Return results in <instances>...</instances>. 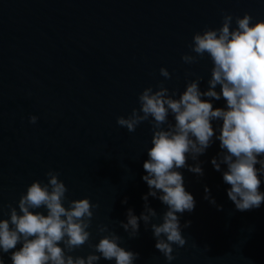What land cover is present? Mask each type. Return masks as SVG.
Segmentation results:
<instances>
[{"label":"water","instance_id":"water-1","mask_svg":"<svg viewBox=\"0 0 264 264\" xmlns=\"http://www.w3.org/2000/svg\"><path fill=\"white\" fill-rule=\"evenodd\" d=\"M225 13L234 17L232 29L235 17L246 13L255 23L264 20V0H0V219L9 218L8 205L17 207L33 181L47 183L45 174L55 170L68 200L87 197L99 205L91 243L105 235L97 225L106 224L121 237L122 248L139 253L133 264H264V203L250 211L235 208L223 181L226 165L216 171L211 163L221 152L215 137L197 160H187L199 164L203 176L176 169L195 208L177 214L186 244L173 245V261L156 249L151 225L146 229L139 221V234L129 238L120 224L127 222L128 209L137 217L144 211L149 188L143 163L153 129L145 121L129 132L117 117L138 109L139 94L150 86L157 90L160 82L179 98L199 76L201 92L207 91L210 57L191 65L181 57L196 55L189 48L193 35L221 27ZM161 68L171 79L160 75ZM201 99L226 107L223 98ZM33 115L35 124L29 122ZM168 119L175 123L171 114ZM211 123L218 135L222 121ZM206 187L222 210L204 198ZM148 204L158 217L167 210L158 198L149 196ZM91 252L85 244L70 254ZM10 255L0 252V262L11 264ZM98 264L115 261L101 258Z\"/></svg>","mask_w":264,"mask_h":264},{"label":"clouds","instance_id":"clouds-1","mask_svg":"<svg viewBox=\"0 0 264 264\" xmlns=\"http://www.w3.org/2000/svg\"><path fill=\"white\" fill-rule=\"evenodd\" d=\"M233 19L225 13L221 27L195 33L189 48L196 55L181 57L189 65L205 54L210 57L213 67L207 91L201 92L199 76L186 84L179 98L176 91L170 92L160 82L157 90L150 86L139 94L138 109L133 108L127 117H117V124L129 132H135L145 121L153 129V146L147 152L149 159L143 163L147 175L142 179L149 188L142 197L144 211L137 217L128 209L127 222L121 221V227L129 238H135L139 221L144 222L146 229L151 225L155 247L169 262L176 258L173 245L182 248L186 244L177 214L191 213L195 208L194 197L185 190L183 176L176 169L188 168L203 176L199 164L189 166L187 160L191 156L195 161L204 154L213 137L220 142L221 152L211 163L216 171L226 165L223 181L230 185L227 196L235 208L250 211L264 203V192L260 191V177L264 175V20L252 23L253 17L246 13L242 18L235 17L236 28L232 29ZM160 75L171 79L166 68L160 69ZM217 85L220 92L215 90ZM201 97L217 101L223 98L226 107L213 108L210 100ZM170 114L174 124L168 119ZM37 119L30 116L29 122L35 124ZM212 121H222L218 135ZM45 175L47 183L33 181L20 196L19 211L8 205L9 218L0 219V252L11 253V264H98L101 258L114 260L115 264H133L139 253L122 248L121 237L106 224L97 225V233L105 235L98 243H91L93 209L99 205L87 197L68 200V189L59 179L60 173L49 170ZM205 193L204 198L222 210L207 187ZM149 196L167 206L162 217L149 207ZM122 203H127V198ZM39 209H45L47 215L36 211ZM153 219H161L162 223H152ZM85 244L93 249L86 257L70 254ZM17 245L22 246L15 250Z\"/></svg>","mask_w":264,"mask_h":264}]
</instances>
